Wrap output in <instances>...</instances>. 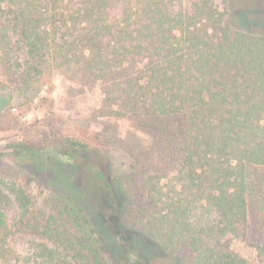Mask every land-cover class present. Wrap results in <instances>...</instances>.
<instances>
[{
    "label": "trees",
    "instance_id": "16d2710c",
    "mask_svg": "<svg viewBox=\"0 0 264 264\" xmlns=\"http://www.w3.org/2000/svg\"><path fill=\"white\" fill-rule=\"evenodd\" d=\"M252 2L0 0V128L59 76L99 87L101 116L172 123L180 166L151 174L140 235L121 237L135 264H149L150 241L178 264H251L232 242L247 236L250 170L264 167V19L237 7ZM50 144L84 161L77 139ZM87 168L88 208L53 191L45 213L33 209L28 184L0 177V264H113L95 218L103 207L123 216L127 199L107 171Z\"/></svg>",
    "mask_w": 264,
    "mask_h": 264
},
{
    "label": "rangeland",
    "instance_id": "374dc122",
    "mask_svg": "<svg viewBox=\"0 0 264 264\" xmlns=\"http://www.w3.org/2000/svg\"><path fill=\"white\" fill-rule=\"evenodd\" d=\"M237 7L255 10L252 17L264 19V0L262 3L255 0L249 5L238 3ZM101 100L99 87L88 89L59 76L43 88L34 102L13 107L11 111L17 117V124L0 128V150L3 151L0 177L7 184L11 179L28 184L33 194V209L45 213L50 210L48 197L53 191L70 193L86 207L90 205V195L82 190L88 183L87 177L95 176L87 166L107 171L106 176L113 179L120 195L127 199L125 213L119 216L103 207L100 221L93 218L98 230L105 228L111 249L117 252L110 254L112 263L135 264L137 257L125 252L121 237L127 232L140 235L138 231L152 208L148 198L149 177L170 171L176 173L182 155L169 119L101 116L98 112ZM177 129L178 132L183 129L181 121ZM63 137L75 138L84 144L83 149L74 150L84 158L82 163L69 160L50 144ZM250 172L248 232L245 239H235L232 248L251 264H264V167L253 166ZM121 220L127 223L126 228ZM28 239L22 236L18 241L24 243ZM150 243L145 242L147 251L153 253L148 256L149 264H176L173 254ZM184 253H187L185 247Z\"/></svg>",
    "mask_w": 264,
    "mask_h": 264
}]
</instances>
